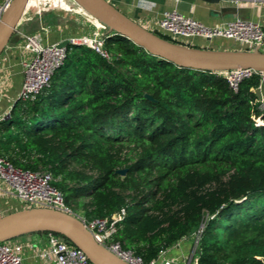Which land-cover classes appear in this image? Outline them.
I'll list each match as a JSON object with an SVG mask.
<instances>
[{"label":"trees","instance_id":"16d2710c","mask_svg":"<svg viewBox=\"0 0 264 264\" xmlns=\"http://www.w3.org/2000/svg\"><path fill=\"white\" fill-rule=\"evenodd\" d=\"M103 47L108 60L67 48L49 85L14 104L0 120V157L49 172L87 219L124 209L114 241L144 262L193 236L196 264H264L261 76L233 90L117 35Z\"/></svg>","mask_w":264,"mask_h":264},{"label":"built area","instance_id":"2783aa9c","mask_svg":"<svg viewBox=\"0 0 264 264\" xmlns=\"http://www.w3.org/2000/svg\"><path fill=\"white\" fill-rule=\"evenodd\" d=\"M111 2V0H107ZM222 5L236 8H257L264 4V0H220ZM11 0H1L0 18ZM178 2V0H176ZM39 13V11H37ZM36 12V13H37ZM95 26L90 36L70 37L68 45L62 48L58 43H46L43 34H24L17 46L19 54H28L29 58L21 63L23 82L16 102L33 100L50 82L53 74L59 69L66 58L67 48L86 46L103 59L109 55L104 49V42L110 35L103 32L100 24L88 20ZM170 37L173 41L191 45L194 39L211 43L213 40H225L246 50H264V30L260 23L251 19L235 18L223 23L208 26L202 22L181 14L176 9L165 12L162 18L152 28ZM225 79L231 89L244 79L253 75H260L264 83V75L251 69H238L227 72L214 73ZM15 102V103H16ZM260 110L264 109V97L260 98ZM11 110V109H10ZM9 110V112H10ZM9 112L0 120L9 116ZM53 178L46 171H29L14 167L6 158L0 157V198L8 202H16L20 209L48 208L74 214L65 205L63 196L52 186ZM12 204L10 207L12 208ZM19 209V210H20ZM79 220L92 234L94 240L127 264H175L173 260L165 258V251L159 253L156 259L144 262L130 250H124L114 241L118 228L125 216V210L120 209L108 218L87 219L78 215ZM197 244V238H196ZM22 246L12 241L0 243V264H23ZM39 257L51 264H90L85 255L75 247L62 241L57 236L50 235L48 248L40 252ZM197 263V258L195 264Z\"/></svg>","mask_w":264,"mask_h":264},{"label":"water","instance_id":"95a60500","mask_svg":"<svg viewBox=\"0 0 264 264\" xmlns=\"http://www.w3.org/2000/svg\"><path fill=\"white\" fill-rule=\"evenodd\" d=\"M88 20L106 29L107 35H117L132 42L148 54L171 63L178 68L202 73H219L238 69H251L264 75V52L259 49L246 50L237 47L233 50L195 48L165 40L127 15L123 14L107 0H69ZM216 6L217 17L241 18L244 9L223 6L220 0H197ZM29 0H11L0 18V57L13 39L23 22V15ZM68 45L64 40L58 43L62 48ZM152 101L149 95L144 96ZM9 117V116H7ZM126 170H118L124 176ZM49 234L59 236L80 250L90 264H127L107 249L99 245L85 228L78 216L55 209L24 208L0 214V243L32 235Z\"/></svg>","mask_w":264,"mask_h":264},{"label":"crops","instance_id":"0c3cea01","mask_svg":"<svg viewBox=\"0 0 264 264\" xmlns=\"http://www.w3.org/2000/svg\"><path fill=\"white\" fill-rule=\"evenodd\" d=\"M111 3L123 14L127 15L141 26L152 30L157 22L162 18L165 12L176 9L181 14L192 17L205 25L212 26L223 23L232 18L217 17L216 6L204 4L197 0H111ZM226 6V5H223ZM243 16L260 23L264 30V4L257 8H242ZM67 11L80 12L72 5ZM81 32L80 36H90L95 31V26L85 20L83 17H76L73 20ZM65 28V27H64ZM43 34L46 43H59L72 37L67 28L61 26H50L46 20L45 14L34 12L29 19H25L16 31L15 38L11 40L8 47L0 57V118L5 116L14 106L18 97L22 82L23 73L21 63L28 59V54H19L17 46L21 43L24 34ZM193 46L209 48L216 50H233L237 48L231 42L208 43L202 40H193ZM215 46V47H212ZM264 52V50H262ZM264 96V93L262 94ZM12 204V208L10 204ZM16 202H8L0 198V214H6L9 210H19ZM49 235L32 234L12 240L14 244L22 246L23 264H51L45 262L39 257L40 252L48 248ZM196 239L189 237L178 242L172 248L165 251V258L173 260L175 264H195Z\"/></svg>","mask_w":264,"mask_h":264},{"label":"rangeland","instance_id":"374dc122","mask_svg":"<svg viewBox=\"0 0 264 264\" xmlns=\"http://www.w3.org/2000/svg\"><path fill=\"white\" fill-rule=\"evenodd\" d=\"M72 5L73 4L69 0H30L29 4H28V6L24 12L23 19L27 20L31 17V15L34 12L39 11L40 14H45V16L51 15V16L55 17V21H56L55 25L61 26L63 29L67 28L69 30V33L72 34L71 35L72 37H78V36H80L81 32L78 29V25H75L73 23L74 22L73 20L76 17H83V15L79 14L78 12L67 11L68 8ZM83 18L85 20H87L85 17H83ZM105 31H106V29H103V32H105ZM15 35H16V33H15ZM15 35H14V38H15ZM194 40H200V39H194ZM217 42L218 43L219 42L227 43L229 41L213 40L212 44L213 43L215 44ZM78 47H80V46H78ZM212 47H215V46H212ZM226 49H231V48H225V50ZM241 49H243V48H241ZM85 202H86V200H85ZM70 210L72 213L78 214V215H80L81 211H82L80 208H78L76 206H72ZM12 211L13 210H9L5 213H10Z\"/></svg>","mask_w":264,"mask_h":264},{"label":"bare ground","instance_id":"6f19581e","mask_svg":"<svg viewBox=\"0 0 264 264\" xmlns=\"http://www.w3.org/2000/svg\"><path fill=\"white\" fill-rule=\"evenodd\" d=\"M30 1V0H29ZM28 4H29V2H28ZM28 4H27V6H28ZM74 5V4H73ZM27 8V7H26Z\"/></svg>","mask_w":264,"mask_h":264}]
</instances>
